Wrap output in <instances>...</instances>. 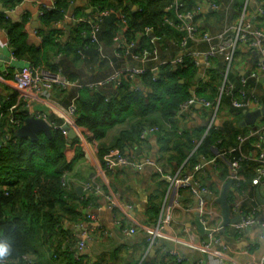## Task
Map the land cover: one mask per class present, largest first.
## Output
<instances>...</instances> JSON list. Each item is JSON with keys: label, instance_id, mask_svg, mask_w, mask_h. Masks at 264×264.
Wrapping results in <instances>:
<instances>
[{"label": "trees", "instance_id": "1", "mask_svg": "<svg viewBox=\"0 0 264 264\" xmlns=\"http://www.w3.org/2000/svg\"><path fill=\"white\" fill-rule=\"evenodd\" d=\"M53 1L55 9L44 11L39 17L40 27L36 29V33L41 37L42 45L37 47L28 40L30 15H23L19 20L11 16L21 0H0V27L8 32L16 58H29L35 66L61 71L72 82L77 80H74L73 74H69L68 70H64L62 63H57L55 59L48 61L47 50L53 51L55 48L58 57L74 55L73 60L85 64L94 60L109 61L113 63L115 72L121 71L124 64L130 62H133L130 63L132 66L146 67L145 74L140 77L143 88L137 91L135 81L122 77L118 81L117 90L113 91L107 86L93 95L90 91L82 90L75 102L78 110L77 125L85 137L97 145L101 160L104 162L113 150H128L136 155L144 143L140 139L141 133L146 128L155 126L160 127L162 135L175 131L179 138L175 141L177 149L184 147L190 152L193 151L196 147L195 140L201 139L203 135L193 138L179 130L177 122L181 120L176 118L177 112L180 106L192 97V88L196 90L199 98L215 100L226 73L225 57L217 56L212 59V67L206 72V81L197 79L199 68L190 60L177 69L162 67L156 75L151 69L157 65H142L133 61L130 56H124V49L119 44V35L123 33L129 42H140V48L132 49L135 54H141L143 49H158L160 57L167 58L170 55L171 42L179 44L185 36V33L177 28L181 23L178 14L195 10L202 0H178L182 5L178 8L174 5L175 0H89L92 13L88 14L87 8H84L81 13L76 12L73 16L89 19L98 13L109 11V14L102 15L95 21L98 26L96 43L90 37L92 25L87 22L74 24L69 32L60 27L64 22V13L68 12L73 0ZM210 1L217 3L219 10H213L208 15L218 17V14H223V0ZM244 2L236 0L233 13L224 14L227 24L232 25L238 20L244 10ZM131 4L138 6L136 12L130 8ZM199 14H195L194 18L201 31L198 24L201 19ZM167 20L173 23H167ZM207 24L208 20L204 30L214 34ZM147 28H153V35L160 40L151 46L146 43L153 41L151 34H145ZM192 45L191 43L190 47ZM239 54L245 56L242 51ZM251 59L252 57L247 61ZM255 60L254 62L258 63ZM229 78L236 84L237 89L232 95L223 97L221 106L233 114L243 116L244 110L234 108L232 99L242 88L256 94L255 90L260 86L257 83L260 81L251 79L248 85L243 87L240 84L241 77L237 73L230 71ZM0 105V143L6 135H10L9 140L0 146V240H10L14 247L13 255L6 262L89 264L86 254L79 260L75 258L76 245L80 239L71 226L88 221L86 211L89 206L98 205L102 196L78 195L72 187L73 182L79 179L77 173H74L75 161H69L65 151L71 142L76 143L77 140L70 141L56 130L50 137L39 134L37 141L18 138L16 122L23 124L25 119L30 117L29 113L25 110L9 112L5 105ZM250 128L241 129L233 122L231 130L234 129L236 134L227 138L230 134L224 136L223 130L215 126L204 136L203 142L189 160L179 149L180 156L169 157L168 162H183L187 158L183 165L185 169L188 165L201 163L202 157L216 159L220 153L225 152L224 159L228 164L230 160L242 158L241 150L255 149L253 143L259 140L258 137L244 143L240 151H232L239 145L237 136L246 135ZM116 129L118 131L114 142L105 145L103 142L109 132ZM178 131H182V134L179 135ZM78 150L81 153L77 152V161L84 158L82 151ZM240 163V173L244 179L239 185L235 181V189L239 196H243L248 185L252 184V180L257 176L260 164L255 159H242ZM66 177H69L68 182ZM202 187L206 188L204 185ZM103 191L106 192V189L103 188ZM250 193L256 201L253 189ZM253 208L255 207L248 208V204L242 205L246 214Z\"/></svg>", "mask_w": 264, "mask_h": 264}, {"label": "crops", "instance_id": "2", "mask_svg": "<svg viewBox=\"0 0 264 264\" xmlns=\"http://www.w3.org/2000/svg\"><path fill=\"white\" fill-rule=\"evenodd\" d=\"M244 1L247 3V0ZM252 1L256 6L251 7L250 1L248 5L250 9L247 8L246 18L258 27H263L264 17L259 15L258 10L261 7L264 8V0ZM42 2L44 0H21L19 6L11 13L15 20L21 19L23 15H30V23L27 27L28 40L29 43L37 47L42 45V39L37 35L33 24ZM235 2L236 0H223V14H218V17L208 15L213 11L208 0L199 2V6L202 7V12L199 14L201 19L198 21L201 26L199 32H206L204 29H206L207 20V27L214 34L222 33L228 29L232 31L242 13L232 25L227 24L228 21L224 14L233 13ZM84 8H87L88 14L92 13L89 0H73L67 13L73 16L76 12L81 13ZM130 8L133 12L138 10V6L134 4H131ZM256 9L257 11H255ZM37 23L39 28V17ZM73 26L74 24L67 22L60 25L62 29L68 32L73 29ZM151 38L153 41H146L150 46L155 44V36L153 35ZM192 44L193 50L206 51L210 48V45L204 42ZM169 48L170 55L168 54L167 58L160 57V59H153L148 63L152 66L158 65L161 59H173L180 52L179 44L176 42H171ZM47 51L48 61L52 62L55 59L54 61L57 63H62L64 70L73 74L74 80H77L82 86L68 87L66 91L56 88L49 99L38 97V100L31 102L30 106L27 107L25 98L15 85L14 77L21 68L31 61L29 58L15 57L9 34L0 27V103L5 105L9 112L25 110L28 113H47L49 123L61 125L68 120V109L76 102L82 90L90 91L92 95L104 87L107 88V86L113 91L117 90L118 81L106 84L96 90L85 87L87 84L99 83L111 77L116 71H114L112 62L94 60L90 64H85L82 61L73 60L74 55L58 57V54H55V48L53 51ZM241 51L245 56L239 54ZM251 57L252 59L247 61ZM253 59H256L255 61L258 63L264 62V57L258 51L243 45L237 52V58L231 72L237 73L240 77L245 75L249 69L253 68L252 64L256 63ZM5 71H8L9 74L5 75ZM198 79L203 80V77ZM259 81L257 85L260 86L256 88L255 92L264 104V78ZM138 83H141L140 80H137V86ZM193 90L194 88L191 89V94ZM221 107L213 127H219L223 130L224 136L227 137L230 134L227 138H231L233 134H236L234 129L231 130L233 122H236L238 127L242 129L239 122L245 119L246 112L252 111H244L243 116H239ZM213 114V108L205 107L202 104L195 105L186 115V118L177 122V127L193 138L203 135L201 139L195 140L196 145L201 144L204 136L210 131L209 126ZM258 125L257 121L254 126L249 127L258 128ZM117 131L116 129L109 132L103 143L105 145L113 143ZM177 139L179 138L175 131L163 135L158 133L149 137L141 149L137 150V161L143 162L146 159H151L162 166L167 163L168 165L165 167L169 169L172 175H190L198 163L188 165L187 168L183 169L186 159L193 155L191 154L192 151L190 152L187 148H179L182 153L187 155L185 161L168 162L169 157L178 158L180 156L179 149L175 145ZM92 144L98 161L97 167L90 166L83 157L81 160H76L77 152H80L79 148L72 146L65 151L68 160L75 161L74 173H77L79 179L78 182H73L72 187L79 195L77 190L79 187H83L85 182H91L102 189H106L108 184L118 201L124 207L129 208V217L124 218L119 210L111 208L103 196L100 197L98 205L89 206V213L98 216V222L95 223L88 219V221L80 224H83L85 228L100 227L93 239L88 242L85 256L89 264H262L264 257L263 228L257 225L240 229L238 224L223 227V207L219 200L227 189L228 202L232 208L231 219H237L241 216V211L244 212L243 204H248V208H257L258 218H264V206L258 203L256 196L255 201L250 193L253 189L256 195L257 189L260 188L261 194L264 195L263 182L257 186L250 183L243 196H239L235 189V180L230 177V166L226 164L225 159L219 156L216 159L202 157L199 164L203 165V169L196 174V178L206 187L208 192L205 194V211L204 214H201L197 198L188 189L177 186L170 188V182L154 167L146 166L141 171L131 167H122L105 173L97 145ZM242 152L244 154L243 160H254L257 154L255 149L252 151L246 149ZM244 171L246 172V170ZM240 176L244 179L242 174ZM83 194L84 192L81 195ZM199 217L207 222L206 229L211 231L210 235L200 232L199 226L196 224ZM159 223H162L163 226V237L151 247L145 228L155 227ZM80 224L71 226V229L75 230L81 240ZM130 227L136 229V233L131 236L124 233L125 229ZM207 244L210 245V249L205 251L195 248ZM217 253H220L221 256L219 257Z\"/></svg>", "mask_w": 264, "mask_h": 264}, {"label": "built area", "instance_id": "3", "mask_svg": "<svg viewBox=\"0 0 264 264\" xmlns=\"http://www.w3.org/2000/svg\"><path fill=\"white\" fill-rule=\"evenodd\" d=\"M209 1L210 7L213 10H219V5L213 1ZM252 0H247V3L244 7L242 15L239 21L236 24V27L231 31L230 29L225 30L219 34H211L210 32H203L200 33L195 22V14L202 12V7L198 6L193 11H184L181 14H178V17L181 21L180 25L177 28L185 33V36L179 42V54L174 57L173 59H161L158 63L157 67L151 69L153 73L156 75L160 73V68L169 66L171 69H177L179 66H184L187 61H192L198 68L199 73L202 74L203 79L206 81L207 75L206 72L208 69L212 67V59L216 58L217 56L225 57L227 62L226 73L223 79L221 86L218 88V93L214 101H207L204 99L199 98L196 95V90L192 91V97L183 103L180 106V109L177 112V119L183 120L186 118V115L189 111L198 104H202L205 107L213 108L214 114L211 118V125L209 129L213 127V124L217 118V113L222 105L223 97L226 95H232L234 90L237 89V86L234 82H232L229 78V72L232 70L234 66L235 60L237 58V52L239 48L243 45L248 46L256 51H258L264 57V26L258 27L253 22L249 21L247 16V8L248 5ZM175 7H182L178 3V0H175ZM55 9L54 1L53 0H44L39 6L38 9V17L43 15L44 11H52ZM258 13L261 17H264V8H259ZM109 14V11H105L102 13L96 14L94 17L89 19L87 18H76L72 15H68V13H64V22L77 24L81 22H87L92 25V29L90 32V37L92 38L93 42H97V33H98V26L96 25L95 21H97L100 16H104ZM124 16H122L123 18ZM63 22V23H64ZM167 23L172 24L173 22L167 20ZM124 29H126V23L124 21ZM145 34H151L153 36V28H147ZM121 38V39H120ZM120 39V46L124 49V56H130L133 61L145 65L146 63L150 62L153 59H160V54L158 49H143L141 54H135L132 49L133 48H140V42L132 41L129 42L124 38V34L121 33L119 35ZM155 42L160 41L158 38L154 39ZM204 42L210 45V48L206 51L200 50H193L190 47L191 43H199ZM253 68L249 69L248 72L241 76L240 84L243 87H246L251 79L255 81H259L264 78V62L254 63L252 64ZM146 72V67H138L132 66L130 63L124 64V67L121 71L115 72L111 77L106 79L105 81L94 83V84H87L85 85L86 88L96 90L106 84L119 81L122 77L127 79L133 80L137 82L140 80V77L144 75ZM9 72L5 71V75H8ZM14 82L17 89L22 93V96L25 98L26 106L29 107L31 102L38 100V97L49 99L53 90L56 88L59 89H66L68 87L74 86H82L78 81L72 82L66 76L62 74L61 71H52L45 67H38L32 63L25 65L21 68L14 77ZM139 86L135 87V90H139ZM232 106L237 109H241L244 111H255L261 109L264 104L257 97L255 93H250L247 89H239L237 95H234L232 99ZM1 107V105H0ZM30 116H34L36 118H41L47 121V113H29ZM77 118H78V110L76 103H73L68 109V120L61 125L58 124H50L53 130L60 131L67 139H69V131L73 130L77 136L76 143L71 142L68 146L69 148L76 147L81 149L84 159L86 163H88L92 167L98 166V161L95 156V148L90 142L81 129L77 125ZM18 129L23 125L19 122H16ZM258 128L253 127L250 128L246 135H238L237 141L239 143L238 147L233 149L232 151H240L241 146L246 143L248 140L254 137H258L259 140L253 143L255 151L257 152L255 161H258L260 166L257 169V176L252 180V185L257 186L260 185L264 181V115L260 117L258 120ZM171 127V125H168ZM161 132L160 127H149L146 128L140 136L141 141L148 140L149 137L154 136ZM178 134H182V131H178ZM10 135H6L3 142L4 144L8 141ZM72 141L71 139H69ZM200 144L198 143L195 149L192 151L191 154H194L196 149H198ZM226 153H220L219 157L225 158ZM241 157L240 159H233L228 162L230 166V177L231 179L237 181V185L240 184L242 178L240 176L241 170V160L244 159V154L241 150ZM191 158H188V160ZM146 166H151L156 169L161 175H163L171 184L170 188L177 186L178 188L188 189L191 194L197 198L199 211L201 214H204L205 205H206V198L205 194L208 190L200 184V182L196 178V174L203 169V165H196L194 168L193 173L190 175H172L169 169L161 164L153 161L151 159H146L143 162L137 161L136 155L132 152L125 150L123 152H119L117 150L111 151L109 157L106 158L104 162H102V167L105 173L112 172L117 168L122 167H131L138 171L143 170ZM65 180L68 182L69 177H66ZM83 192L87 196L90 194L94 195H101L105 197L106 201L109 203L111 208L117 209L121 212L124 218H128V209L124 207L122 203H120L115 196L114 192L107 184L106 192L100 186H97L91 182H86L83 184ZM258 209L253 208L249 214H246L241 211L242 221L238 223V227L240 229L250 228L254 226H260L264 230V218H258L257 216ZM88 218L97 223L98 216L92 215L89 211H86ZM202 223L206 227L207 222L202 220ZM121 223V222H120ZM79 229L81 232L82 239L76 245V255L75 258L79 260L83 255L86 254L88 248V242L93 239V236L96 232L100 229V227L96 228H85L83 224L79 225ZM163 226L162 223H159L155 227H147L145 228L146 234L148 236V243L152 247L154 246L158 240L162 239L163 237ZM124 233L131 236L136 233V229L130 227L125 229ZM198 250L205 251L210 249V245H203L200 247H195ZM220 257L221 254L217 253ZM6 264H19L18 262H12ZM262 264H264V257L262 259Z\"/></svg>", "mask_w": 264, "mask_h": 264}, {"label": "water", "instance_id": "4", "mask_svg": "<svg viewBox=\"0 0 264 264\" xmlns=\"http://www.w3.org/2000/svg\"><path fill=\"white\" fill-rule=\"evenodd\" d=\"M250 6L255 7L256 5L254 4L253 1H251ZM34 19H35V23L33 24V28L37 29L38 28V23H37L38 15H36ZM199 77L202 78L201 73L197 75V79ZM138 86L139 88H142L141 83H138ZM263 115H264V106L261 109H258L252 112H246L245 119L239 122V126L242 128L254 126L257 123V121L260 119V117ZM39 134H44L50 137L53 134V129L47 121L41 118H36L34 116H30L26 118L23 125L16 132V136L18 138H28L32 141H37ZM76 138L77 136L75 132L73 130H70L69 139L76 140ZM77 191L79 195H81L83 193V187H79ZM256 197H257L258 203L261 206H264V195L261 194L260 188H258L256 191ZM219 202L221 203L223 207V217H224V222L222 225L223 227H226L230 224H238L242 221V215L239 216L237 219H231L232 208L228 202L227 189H225ZM196 224L199 226L200 232L202 233L204 232L205 234H209V235L211 234V231L206 229L200 217L197 219Z\"/></svg>", "mask_w": 264, "mask_h": 264}, {"label": "clouds", "instance_id": "5", "mask_svg": "<svg viewBox=\"0 0 264 264\" xmlns=\"http://www.w3.org/2000/svg\"><path fill=\"white\" fill-rule=\"evenodd\" d=\"M14 247L10 240H0V264H6V260L13 255Z\"/></svg>", "mask_w": 264, "mask_h": 264}]
</instances>
